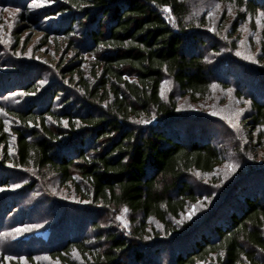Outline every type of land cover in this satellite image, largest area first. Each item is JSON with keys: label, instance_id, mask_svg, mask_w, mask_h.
Listing matches in <instances>:
<instances>
[{"label": "trees", "instance_id": "16d2710c", "mask_svg": "<svg viewBox=\"0 0 264 264\" xmlns=\"http://www.w3.org/2000/svg\"><path fill=\"white\" fill-rule=\"evenodd\" d=\"M33 1L65 47H0V264H264V1Z\"/></svg>", "mask_w": 264, "mask_h": 264}, {"label": "rangeland", "instance_id": "374dc122", "mask_svg": "<svg viewBox=\"0 0 264 264\" xmlns=\"http://www.w3.org/2000/svg\"><path fill=\"white\" fill-rule=\"evenodd\" d=\"M11 1L14 0H5V2H7V4L11 3ZM22 0H18V6H7V5H2L0 3V47H4L5 45L8 47V49L11 51L13 50V48L16 46V37L13 36V31L15 30H19V37H20V46L18 49V55L22 56V57H26L28 59H30V57H32V59H37L42 61L45 60L46 62L52 63V60L58 57V54L60 52H62V50L65 47V44L62 42V45L58 48V50H56V48L53 45H50V47H46L43 45V47H37L39 45L38 40L41 38L42 36V31L37 28L36 25H34L33 23L24 20L22 18H19V13L22 10ZM32 1V0H31ZM264 1V0H262ZM33 6H45V1L44 0H37V1H33L32 2ZM32 6V5H31ZM30 5H28V8L31 7ZM219 11V7L217 6H210V8H208L206 15L208 20L210 21V30H214L217 29L218 27H226L228 26V24L225 23V21H222V19L220 18V16H216L215 14ZM223 12V11H221ZM230 13V20H232V17H234L232 11L228 9V12L226 13L227 15ZM219 15H220V11H219ZM212 22V23H211ZM255 27L254 28L252 26L251 23L248 24H244L240 27V31L242 34V38L240 41H236L234 40L235 37L229 38V40L231 42H236L239 47H240V51L241 54L244 56H250L251 53H253L257 48H258V43H259V38L264 34V17L260 14L256 20H255ZM223 28V27H222ZM256 30H254V29ZM225 30V29H224ZM228 31L227 29L225 30V32ZM226 36V35H225ZM227 37V36H226ZM26 50L23 47L26 42ZM4 45V46H3ZM57 47V45H56ZM24 48V49H22ZM37 48V49H36ZM21 50H24V54L23 52H20ZM14 52V51H11ZM27 52V53H26ZM32 55V56H31ZM56 55V56H55ZM233 71V70H232ZM21 82V81H20ZM23 83V81H22ZM165 88H168L167 85ZM220 92V90H219ZM6 99L11 100L13 103L15 102L13 99H10V96L8 95L6 97ZM181 103H183L182 105H184V108H193L194 105L191 104L190 100L187 99H182ZM24 105V104H22ZM211 105V104H210ZM213 105V104H212ZM211 105V106H212ZM205 107V106H204ZM218 136V134H217ZM17 188V187H14ZM7 189L6 188H0V194H2L3 192H5ZM40 194H35L33 198H40L39 196ZM41 208L38 207L36 208V210H40ZM195 208L194 206H191L188 211L186 212V216H190L193 214ZM20 211V210H19ZM43 210H40V212ZM19 213V212H18ZM32 215V214H30ZM1 214H0V218H1ZM24 228V227H22ZM35 228H38V225L36 226H30L27 227L26 226V230H33ZM17 229H21V227L17 228ZM34 234H40L42 236H46V232L45 231H38L36 230V232ZM20 249L23 248V246H19Z\"/></svg>", "mask_w": 264, "mask_h": 264}, {"label": "snow or ice", "instance_id": "6c2138e0", "mask_svg": "<svg viewBox=\"0 0 264 264\" xmlns=\"http://www.w3.org/2000/svg\"><path fill=\"white\" fill-rule=\"evenodd\" d=\"M229 11H230V9H229ZM0 111H3L2 109H0ZM23 230H26V226L24 227V228H21V229H17L16 231L17 232H20V231H23ZM9 259H12V258H9ZM20 259H22V260H26V258H20Z\"/></svg>", "mask_w": 264, "mask_h": 264}]
</instances>
